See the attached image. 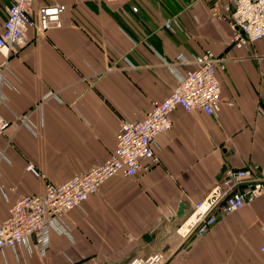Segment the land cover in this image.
<instances>
[{"label": "crops", "instance_id": "crops-1", "mask_svg": "<svg viewBox=\"0 0 264 264\" xmlns=\"http://www.w3.org/2000/svg\"><path fill=\"white\" fill-rule=\"evenodd\" d=\"M53 2L65 5L60 27L30 29L15 54L0 52V68L7 67L0 85V185L14 187L9 200L41 194L46 182H63L105 160L119 121L142 119L174 86L158 55L226 56L225 68L216 72L219 110L213 116L175 108L172 126L155 138L157 164L105 180L64 216L69 235L50 233L43 258L5 247L0 264H126L158 251L165 264H260L261 198L219 216L201 236L183 240L175 233L226 169L262 163L264 116L255 112L264 82L247 65L264 56L254 55L259 42L250 50L229 44L227 21L208 17L218 0H31L33 10ZM6 4L0 0V24ZM169 17L171 27L164 28ZM49 91L53 95L43 97ZM23 113L35 134L15 118ZM179 203L183 214L177 217ZM8 205L0 197V220Z\"/></svg>", "mask_w": 264, "mask_h": 264}, {"label": "built area", "instance_id": "built-area-1", "mask_svg": "<svg viewBox=\"0 0 264 264\" xmlns=\"http://www.w3.org/2000/svg\"><path fill=\"white\" fill-rule=\"evenodd\" d=\"M218 1L221 2L219 9H212L208 17L227 21L231 46L250 50L255 42L264 38V0ZM64 9V4L53 2L33 10L31 0H7L5 17L0 24V52L5 56L15 54L28 42L30 29L42 33L50 27H60ZM172 18L165 19L164 28L171 27ZM158 57L175 77L174 86L164 98L151 102L142 119L119 121L115 148L105 160L75 172L63 182H46L41 194H20L9 200L7 191H13L14 187L0 185V197L9 203L7 217L0 220V251L6 247L16 254L22 247L25 255L35 253L43 258L50 233L69 235L64 216L88 196L97 193L105 180L114 175L132 176L158 163L155 138L170 129L171 113L175 108L185 113L197 109L213 116L218 112L220 82L216 72L225 68L226 56L203 51L190 58L183 54L172 60ZM123 59L133 66L126 58ZM179 66L185 70L180 72ZM6 71L7 67L3 65L0 68V85ZM52 95L49 91L43 97ZM227 104L231 106L232 102ZM15 118L35 134V126L29 121L28 113ZM4 125L0 118V132ZM4 159L0 152V160ZM141 161L145 163L141 164ZM25 169L37 175L31 164H27ZM256 198L264 202V157L262 163L253 168L226 169L207 194L193 202L190 213L176 226L175 233L183 240L201 236L219 216L232 213ZM258 252L260 264H264V245L259 246ZM166 261L165 253L158 251L134 257L126 264H165Z\"/></svg>", "mask_w": 264, "mask_h": 264}, {"label": "rangeland", "instance_id": "rangeland-1", "mask_svg": "<svg viewBox=\"0 0 264 264\" xmlns=\"http://www.w3.org/2000/svg\"><path fill=\"white\" fill-rule=\"evenodd\" d=\"M258 42L259 43H257L258 45H256V48L254 50V55H256V54H263L264 55V38ZM249 63L250 64H247L248 66H251L256 71L259 70V76H261L260 82L263 83L264 82V77H263V75H264V70H263V68H264V56H262V58H259V59H250ZM257 99H258V102H257L258 106H257V110L255 113H258L259 115L264 116V91L261 93V95L257 94Z\"/></svg>", "mask_w": 264, "mask_h": 264}, {"label": "water", "instance_id": "water-1", "mask_svg": "<svg viewBox=\"0 0 264 264\" xmlns=\"http://www.w3.org/2000/svg\"><path fill=\"white\" fill-rule=\"evenodd\" d=\"M183 214V204L182 203H179L178 204V211L176 212L175 216H181ZM149 237H153V234H150V235H147V234H144L143 235V238L144 239H148Z\"/></svg>", "mask_w": 264, "mask_h": 264}]
</instances>
